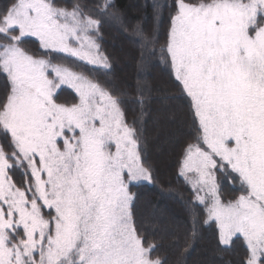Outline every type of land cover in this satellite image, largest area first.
Here are the masks:
<instances>
[{"label":"snow or ice","instance_id":"snow-or-ice-1","mask_svg":"<svg viewBox=\"0 0 264 264\" xmlns=\"http://www.w3.org/2000/svg\"><path fill=\"white\" fill-rule=\"evenodd\" d=\"M151 6L152 31L137 22L130 39L141 63L159 54L172 99L187 105L177 176L195 224L214 227L223 251L240 246L238 264H264V0ZM121 20L115 0L0 4V264H166L133 191L154 182L144 133L152 97L144 84L130 94L107 78L103 28ZM29 37L38 51L25 47ZM63 85L76 102H58ZM224 182L238 186L231 199Z\"/></svg>","mask_w":264,"mask_h":264},{"label":"trees","instance_id":"trees-1","mask_svg":"<svg viewBox=\"0 0 264 264\" xmlns=\"http://www.w3.org/2000/svg\"><path fill=\"white\" fill-rule=\"evenodd\" d=\"M6 0H0V4ZM63 2V0H61ZM171 3V0H115L116 11L121 21H109L103 28L102 47L112 61L107 78L126 92L134 94L138 84L147 86L152 97L148 114L144 117L146 137L145 155L154 170V182L133 188L139 195L138 211L144 221V229L157 245L154 257L166 264H238L243 249L223 251L217 244V230L206 224H195L190 186L177 176L178 163L183 145L191 132V121L185 102L178 97L169 66L159 54L144 55L143 48L136 42L129 25L144 24L152 31V3ZM169 9L163 10L164 27L159 29L160 44L166 38ZM125 29H127L125 31ZM25 47L39 50L35 38H27ZM90 65L81 64L80 70L87 73ZM102 74V73H96ZM5 79L0 75V96L6 91ZM67 92L71 98L62 97ZM61 103L76 102V95L68 88L58 94ZM131 98V97H130ZM130 117L136 104H131ZM20 179L19 174L15 177ZM231 183H222L226 199H231L235 188ZM202 215V214H201ZM195 226L196 234L193 236Z\"/></svg>","mask_w":264,"mask_h":264},{"label":"rangeland","instance_id":"rangeland-1","mask_svg":"<svg viewBox=\"0 0 264 264\" xmlns=\"http://www.w3.org/2000/svg\"><path fill=\"white\" fill-rule=\"evenodd\" d=\"M64 88H68L69 90H71V91L75 94L74 89H72L71 87H69V86H67V85H63V86H61V88L58 90V94H59V92H61L62 89H64ZM75 95H76V94H75ZM62 97H64V98H71V97H73V95H69L67 92H64V93H62ZM76 97H77V96H76Z\"/></svg>","mask_w":264,"mask_h":264}]
</instances>
